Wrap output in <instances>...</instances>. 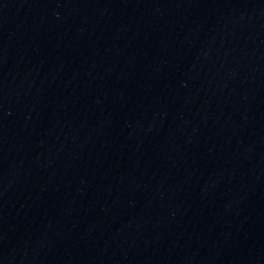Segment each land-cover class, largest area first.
I'll list each match as a JSON object with an SVG mask.
<instances>
[{
  "label": "water",
  "instance_id": "obj_1",
  "mask_svg": "<svg viewBox=\"0 0 264 264\" xmlns=\"http://www.w3.org/2000/svg\"><path fill=\"white\" fill-rule=\"evenodd\" d=\"M0 264H264V7L0 0Z\"/></svg>",
  "mask_w": 264,
  "mask_h": 264
}]
</instances>
